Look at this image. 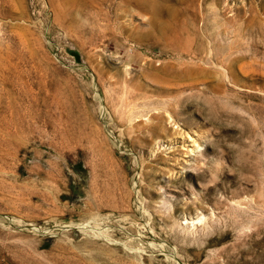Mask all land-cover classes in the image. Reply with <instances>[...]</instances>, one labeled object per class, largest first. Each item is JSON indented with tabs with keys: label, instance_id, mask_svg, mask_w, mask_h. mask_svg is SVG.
Masks as SVG:
<instances>
[{
	"label": "rangeland",
	"instance_id": "1",
	"mask_svg": "<svg viewBox=\"0 0 264 264\" xmlns=\"http://www.w3.org/2000/svg\"><path fill=\"white\" fill-rule=\"evenodd\" d=\"M0 264H264V0H0Z\"/></svg>",
	"mask_w": 264,
	"mask_h": 264
},
{
	"label": "bare ground",
	"instance_id": "2",
	"mask_svg": "<svg viewBox=\"0 0 264 264\" xmlns=\"http://www.w3.org/2000/svg\"><path fill=\"white\" fill-rule=\"evenodd\" d=\"M163 109V112H162V114H164V116L165 117H169V119H170V117H171V114H169V116H168V109L167 108H162ZM161 113H160V116L158 117V118H160V117H163V115H162ZM164 120V119H163Z\"/></svg>",
	"mask_w": 264,
	"mask_h": 264
}]
</instances>
